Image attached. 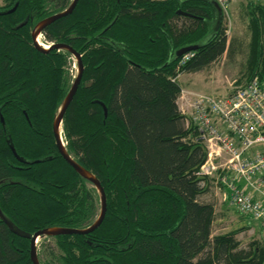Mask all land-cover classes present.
<instances>
[{"label": "trees", "instance_id": "16d2710c", "mask_svg": "<svg viewBox=\"0 0 264 264\" xmlns=\"http://www.w3.org/2000/svg\"><path fill=\"white\" fill-rule=\"evenodd\" d=\"M72 2L9 0L0 8V209L31 235L97 220L98 192L60 155L53 133L75 79L72 55L39 52L31 36ZM214 2L78 0L72 15L45 29L47 43L82 56L84 74L61 137L100 180L107 213L92 234L54 238L61 255L51 251L41 264H264V247L240 250L232 234L213 236L215 207L200 201L212 185L198 176L207 152L179 105L175 79L203 72L232 50ZM249 18V79L258 74L264 86V7H251ZM192 45L200 48L188 60L177 56ZM30 243L0 218V264H33Z\"/></svg>", "mask_w": 264, "mask_h": 264}, {"label": "built area", "instance_id": "2783aa9c", "mask_svg": "<svg viewBox=\"0 0 264 264\" xmlns=\"http://www.w3.org/2000/svg\"><path fill=\"white\" fill-rule=\"evenodd\" d=\"M215 1L230 19V0ZM188 94L182 90L179 100L186 103ZM192 94L194 104L180 110L207 152L198 176L213 182L218 175L224 201L259 224L264 236V86L253 79L220 99Z\"/></svg>", "mask_w": 264, "mask_h": 264}, {"label": "rangeland", "instance_id": "374dc122", "mask_svg": "<svg viewBox=\"0 0 264 264\" xmlns=\"http://www.w3.org/2000/svg\"><path fill=\"white\" fill-rule=\"evenodd\" d=\"M8 4L9 0H0V8H3ZM258 5L264 7V0H230V19H228V17L223 18V28L229 32H227V35L229 43L233 44L232 50L203 72L186 73L175 79L181 85L182 90L191 93L190 95L188 94L185 96L186 103H184V99L181 101L179 100L180 106L189 103L194 104L197 95L192 93H199L205 97L209 96L215 99H220L227 97L237 88L250 81L249 78L251 72H253L252 68L251 71L249 68L253 34L249 26V10L251 7H256ZM40 40L43 45L50 46V43L45 41L43 35ZM190 54L188 53V55ZM183 63L184 62H182V64ZM255 67H257V65H255ZM68 68L72 77L75 75L77 76L78 64L77 59L74 56L70 59ZM177 71L180 73L179 69ZM256 76L259 78L258 74H255L252 78L254 79ZM192 131V133H194L193 128ZM193 136L195 137L194 134ZM195 138H193V140H195ZM218 179H220L218 175H215L213 182L206 179V183L208 181L212 187L209 192L200 198L202 203H210L215 207L216 217L213 224V236L216 237L218 235L232 234L236 242L239 244L240 250H249V248L253 246L263 248L264 236L259 224L240 215L224 201V193L221 191L222 186L220 184L217 185ZM88 187L96 189L90 182L88 183ZM94 197L97 202V219L100 214L99 212L101 211V197L99 192L98 194H95ZM51 251L54 252L56 256L60 257L61 252L57 248L56 240L54 238L40 239L38 243L39 260L43 262L46 258L51 259V256L49 257V254L52 253Z\"/></svg>", "mask_w": 264, "mask_h": 264}, {"label": "water", "instance_id": "95a60500", "mask_svg": "<svg viewBox=\"0 0 264 264\" xmlns=\"http://www.w3.org/2000/svg\"><path fill=\"white\" fill-rule=\"evenodd\" d=\"M77 4H78V0H74L72 2L71 6L67 10H65L64 12L59 13V14H55V15L50 16L49 18H46V19L42 20L41 22H39L37 24V26L35 27V29L33 30L31 36H32V40L34 42V47L36 48L37 51L42 52V53H46V52L48 53V52L53 51V50L67 51L77 59L78 75L76 76V78L72 84V87H71L67 97L65 98L58 115L56 116V118L54 120L53 133H54V136L56 139V144H57L60 155L76 171V173L79 176H81L86 181L90 182L99 192L100 197H101V212H100V215L97 218V220L90 227H88L86 229L52 227V228H46L44 230H40V231L36 232L34 235H31V234H27V233L22 232L11 220H9L4 215V213L0 209L1 220L9 227V229L14 234L20 235V236L25 237V238H30V241H31L30 256H31V261L33 264H41L39 261V258H38L37 250H36V240L38 238H41V237H57V236H72V235L86 236V235L92 234L102 225V223L104 222L106 213H107V197H106L105 190H104L100 180L98 178H96V176L94 174H92L90 171L86 170L84 167H82L80 164H78L72 158V156H70L68 154V152L65 148V144L63 142V139L61 137V129H62L63 119L65 117V114H66L68 108L70 107L71 103L73 102V100H74V98L78 92V89H79V86L81 84L82 77L84 74V65H83V61H82V56L74 48H72L71 46H69L67 44H52L49 48H45L38 41V38L40 37V35L42 34V32L45 30L46 27H48L52 23H54V22H56L62 18H65V17L72 15L74 10L76 9ZM213 4L216 7V9L219 13V17L221 19V17H223V13H222V10H221L219 4L217 2H214ZM18 6H19V4L17 3L13 9L7 11L4 14L15 13L16 10L18 9ZM178 13L181 15L187 16V17H193V15H190V14L185 13V12L179 11ZM0 15H1V13H0ZM24 25H26V22L23 23L21 26H19V28L23 27ZM199 48H200L199 45H192V46L182 48V49L177 51V56L183 57L184 55H186L190 52H194V51L198 50ZM102 106L104 108L105 117H107V108L104 104ZM0 118H1L2 124L5 125L4 118L2 116ZM11 148H12L14 155L19 160H21L24 163H29V162H26L25 160L21 159L17 155L12 144H11ZM34 163H39V161H36Z\"/></svg>", "mask_w": 264, "mask_h": 264}, {"label": "flooded vegetation", "instance_id": "af4514ba", "mask_svg": "<svg viewBox=\"0 0 264 264\" xmlns=\"http://www.w3.org/2000/svg\"><path fill=\"white\" fill-rule=\"evenodd\" d=\"M73 1H74V0H73ZM48 18H49V17H48ZM45 19H46V18H45ZM43 20H44V19H43ZM40 22H41V21H40ZM38 23H39V22H38ZM38 23H37V24H38ZM36 26H37V25H36ZM36 26H35V27H36ZM46 28H47V27H46ZM46 28H45V29H46ZM34 29H35V28H34ZM34 29H33V30H34ZM44 31H45V30H44ZM44 31L42 32V34L40 35V37H41L42 35L44 36ZM32 32H33V31H32ZM32 32H31V34H32ZM40 37H39V38H40ZM39 38H38V39H39ZM40 44H41V43H40ZM50 46H51V45H50ZM50 46H49V47H50ZM72 56H73V55H72ZM77 75H78V74H77ZM74 78H76V77L74 76ZM74 80H75V79H74ZM37 232H38V231H37ZM57 237H59V236H57ZM43 238H56V237H41V238H38V239L36 240V250H37V254H38V243H39V240H40V239H43ZM30 245H31V243H30ZM38 258H39V255H38ZM39 261H40V260H39Z\"/></svg>", "mask_w": 264, "mask_h": 264}, {"label": "bare ground", "instance_id": "6f19581e", "mask_svg": "<svg viewBox=\"0 0 264 264\" xmlns=\"http://www.w3.org/2000/svg\"><path fill=\"white\" fill-rule=\"evenodd\" d=\"M41 38V37H40ZM40 38L38 39L39 43H41L42 41L40 40ZM41 41V42H40ZM42 44V43H41ZM43 45V44H42ZM45 48H49V46L47 45H43ZM252 81V80H251ZM182 93V92H181ZM181 96V95H180ZM257 224V223H256Z\"/></svg>", "mask_w": 264, "mask_h": 264}, {"label": "crops", "instance_id": "0c3cea01", "mask_svg": "<svg viewBox=\"0 0 264 264\" xmlns=\"http://www.w3.org/2000/svg\"><path fill=\"white\" fill-rule=\"evenodd\" d=\"M180 102V101H179Z\"/></svg>", "mask_w": 264, "mask_h": 264}]
</instances>
